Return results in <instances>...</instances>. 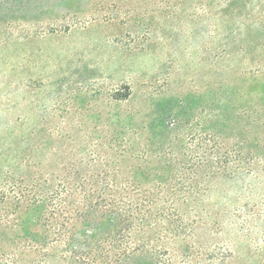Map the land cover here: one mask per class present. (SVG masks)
<instances>
[{
    "label": "trees",
    "instance_id": "1",
    "mask_svg": "<svg viewBox=\"0 0 264 264\" xmlns=\"http://www.w3.org/2000/svg\"><path fill=\"white\" fill-rule=\"evenodd\" d=\"M247 45L221 48L194 128L155 129L137 104L103 126L0 122V264H264V62L245 64Z\"/></svg>",
    "mask_w": 264,
    "mask_h": 264
},
{
    "label": "rangeland",
    "instance_id": "2",
    "mask_svg": "<svg viewBox=\"0 0 264 264\" xmlns=\"http://www.w3.org/2000/svg\"><path fill=\"white\" fill-rule=\"evenodd\" d=\"M78 1L77 19V6L51 0L44 15L20 20L21 0H0V122L103 126L137 104L153 128L159 120L194 128L210 117L216 62L231 59L217 60L221 48L256 44L260 53L242 59L264 62V36L254 33L264 28V0Z\"/></svg>",
    "mask_w": 264,
    "mask_h": 264
}]
</instances>
